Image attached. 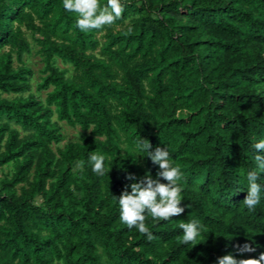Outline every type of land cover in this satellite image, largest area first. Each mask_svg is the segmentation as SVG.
Listing matches in <instances>:
<instances>
[{"label":"trees","instance_id":"obj_1","mask_svg":"<svg viewBox=\"0 0 264 264\" xmlns=\"http://www.w3.org/2000/svg\"><path fill=\"white\" fill-rule=\"evenodd\" d=\"M124 4L113 25L81 32L63 0H0V264H217L264 252V190L253 210L243 204L264 139V0ZM29 38L43 98L30 90ZM59 122L78 128L75 140L59 145ZM141 137L167 147L184 177V213L148 217L151 241L121 223L114 198L129 173L156 178ZM93 152L109 157L108 175L93 173ZM192 219L206 228L195 246L179 227ZM246 242L256 251L241 256Z\"/></svg>","mask_w":264,"mask_h":264},{"label":"clouds","instance_id":"obj_2","mask_svg":"<svg viewBox=\"0 0 264 264\" xmlns=\"http://www.w3.org/2000/svg\"><path fill=\"white\" fill-rule=\"evenodd\" d=\"M65 11L77 14L76 27L81 32L102 30L111 26L120 19L125 8L124 0H107L101 4L100 0H63ZM139 152L146 151L154 165H158L156 178H153L151 171L145 172L141 177L129 173L126 179L133 181L125 185L120 196L114 198L120 207L119 219L131 230L137 229L145 235L149 241L154 239L149 227L146 224L148 217L153 220L167 221L172 217L184 213L185 207L181 206L183 201V187L180 181L184 178L179 165L175 164L167 147H155L152 150L150 141L140 138L137 142ZM254 148L257 155L254 157L256 168L247 173L248 190L243 204L253 210L260 202L261 192L264 186L258 183L260 173H264V139L258 141ZM140 155H137V157ZM109 159L105 154L93 152L88 160L93 173L98 176L108 175L111 171L105 161ZM83 167V162L78 164ZM164 182H161V181ZM130 188V191H129ZM180 229L183 230L182 242L184 244L197 245V238L206 230L205 226L198 220L192 219L189 222H181ZM236 252L243 256L246 253H253L256 249L251 243L236 244ZM57 264H62L57 262ZM217 264H264V252L258 258L237 259L232 253L217 257Z\"/></svg>","mask_w":264,"mask_h":264},{"label":"rangeland","instance_id":"obj_3","mask_svg":"<svg viewBox=\"0 0 264 264\" xmlns=\"http://www.w3.org/2000/svg\"><path fill=\"white\" fill-rule=\"evenodd\" d=\"M29 41L31 43V53L29 55H25L23 57L26 65L31 68L32 70V76L30 78V90L31 92H36L41 98L44 97L45 91H36V83L39 81V77L41 75V69H42V62L40 60V56L36 53V50L38 49L37 45H34L32 40L29 38ZM57 65L59 67H65V65L61 64L59 61H57ZM54 118V117H53ZM60 125V132L63 135V139L60 141L59 145H62L66 141H72L76 139L78 128L70 127L64 122H59Z\"/></svg>","mask_w":264,"mask_h":264}]
</instances>
